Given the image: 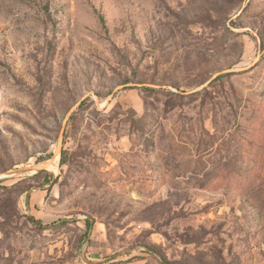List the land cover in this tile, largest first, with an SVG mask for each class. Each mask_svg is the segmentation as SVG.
Returning a JSON list of instances; mask_svg holds the SVG:
<instances>
[{"label": "rangeland", "instance_id": "rangeland-1", "mask_svg": "<svg viewBox=\"0 0 264 264\" xmlns=\"http://www.w3.org/2000/svg\"><path fill=\"white\" fill-rule=\"evenodd\" d=\"M89 92L1 180L0 264H264V0H0V175Z\"/></svg>", "mask_w": 264, "mask_h": 264}, {"label": "water", "instance_id": "water-1", "mask_svg": "<svg viewBox=\"0 0 264 264\" xmlns=\"http://www.w3.org/2000/svg\"><path fill=\"white\" fill-rule=\"evenodd\" d=\"M243 69V68H242ZM242 69H227V70H223L220 71L218 73H216L215 75H213L210 80L208 81L207 84H209L214 78H216L218 75L223 74L225 72H231V71H238V70H242ZM207 84H205L204 86H202L201 88H204ZM156 88H160L162 86H158V85H150ZM125 87V85H121L118 86L117 88H115L113 90V92L110 94L109 98L106 100L105 104H102L97 98L95 100L96 102V106L98 109H102L103 107H105L106 105H108L110 103V100L114 97L115 93L120 89ZM166 87V86H163ZM200 88V89H201ZM88 96H95L94 92H89L87 93L84 97H82V99L66 114L63 123H62V128H61V134H60V138H59V143L58 146L56 148V152L54 153V155L47 161V162H43L40 164H35V165H29V166H23V167H17V168H13V169H9L7 171H5L4 173H2L0 175V181L1 180H5L14 176H18V175H22V174H36L39 172H50L51 174H53V176L56 173H53L51 171L48 170V167H50L51 165L55 164L57 159L60 157L62 150H63V144H64V135L66 132V127H67V122L70 118V116L72 115V112L88 97ZM29 200V198H28ZM86 260V259H85ZM87 262H90L87 260ZM93 263V262H90Z\"/></svg>", "mask_w": 264, "mask_h": 264}, {"label": "trees", "instance_id": "trees-1", "mask_svg": "<svg viewBox=\"0 0 264 264\" xmlns=\"http://www.w3.org/2000/svg\"><path fill=\"white\" fill-rule=\"evenodd\" d=\"M147 89H148V90H152L151 88H147ZM80 106H81V107H84V106H85V101L82 102V104H81ZM71 117H72V115H71ZM71 117H70V118H71ZM64 157H65V156H64V153H62V156H61V159H60V163H63V162H64V160H65ZM39 173H41V172H39ZM39 173H37V174H39ZM37 174H36V175H37ZM0 189L7 190V191H8V194L11 195V193L14 191V186H13V187L3 186V185H2V181H0ZM8 208H9V207H8L7 204H5V203H0V217H2V218H4V219H7V217L9 216L10 211H11V210H14L13 208H11V210L8 209ZM29 219L32 220V221H34V218H32V217H29Z\"/></svg>", "mask_w": 264, "mask_h": 264}, {"label": "bare ground", "instance_id": "bare-ground-1", "mask_svg": "<svg viewBox=\"0 0 264 264\" xmlns=\"http://www.w3.org/2000/svg\"><path fill=\"white\" fill-rule=\"evenodd\" d=\"M48 170L51 172H56V164L51 165L50 167H48Z\"/></svg>", "mask_w": 264, "mask_h": 264}]
</instances>
